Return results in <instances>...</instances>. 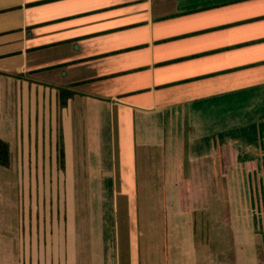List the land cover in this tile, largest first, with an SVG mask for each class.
Returning <instances> with one entry per match:
<instances>
[{
  "label": "crops",
  "instance_id": "crops-1",
  "mask_svg": "<svg viewBox=\"0 0 264 264\" xmlns=\"http://www.w3.org/2000/svg\"><path fill=\"white\" fill-rule=\"evenodd\" d=\"M263 115L264 0H0V264H198L179 183Z\"/></svg>",
  "mask_w": 264,
  "mask_h": 264
},
{
  "label": "rangeland",
  "instance_id": "rangeland-1",
  "mask_svg": "<svg viewBox=\"0 0 264 264\" xmlns=\"http://www.w3.org/2000/svg\"><path fill=\"white\" fill-rule=\"evenodd\" d=\"M209 119L207 125H213ZM247 154L252 153L234 160L222 149L188 167L198 264H264V161L259 160L264 153L253 152L260 167L243 164ZM120 235L122 247L124 230Z\"/></svg>",
  "mask_w": 264,
  "mask_h": 264
},
{
  "label": "trees",
  "instance_id": "trees-1",
  "mask_svg": "<svg viewBox=\"0 0 264 264\" xmlns=\"http://www.w3.org/2000/svg\"><path fill=\"white\" fill-rule=\"evenodd\" d=\"M60 105L64 106L66 104L67 93L65 91L60 92ZM63 150L60 147L59 156L60 162L63 163ZM9 164V151L8 145L0 140V166L7 167ZM179 195H180V203L181 207L184 211L188 209L190 210V195L188 191V182L185 179H182L179 183Z\"/></svg>",
  "mask_w": 264,
  "mask_h": 264
}]
</instances>
